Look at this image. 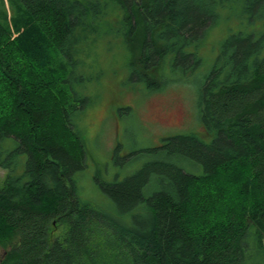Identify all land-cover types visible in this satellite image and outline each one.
I'll return each instance as SVG.
<instances>
[{
	"label": "trees",
	"instance_id": "trees-1",
	"mask_svg": "<svg viewBox=\"0 0 264 264\" xmlns=\"http://www.w3.org/2000/svg\"><path fill=\"white\" fill-rule=\"evenodd\" d=\"M248 2L249 22L263 19L264 0ZM171 4L123 2L129 64L148 85L170 58L193 64L183 48L210 25ZM94 6L0 0V264H264V31L231 36L207 78L212 142L167 139L157 161L102 185L109 213L81 201L75 178L86 151L71 115L87 99L71 79Z\"/></svg>",
	"mask_w": 264,
	"mask_h": 264
},
{
	"label": "rangeland",
	"instance_id": "rangeland-1",
	"mask_svg": "<svg viewBox=\"0 0 264 264\" xmlns=\"http://www.w3.org/2000/svg\"><path fill=\"white\" fill-rule=\"evenodd\" d=\"M128 1L92 0L95 6L84 21L86 30L79 33L71 79L72 91L87 99L71 115L86 151V165L75 173L78 195L82 202L109 213L115 208L102 185L121 182L157 161L155 149L167 139L196 134L207 144L212 142L200 107L207 78L231 36L264 31V18L249 22L245 8L252 6L250 0H173L174 8L184 6L190 14L195 9L209 12L210 25L183 48L195 55L193 64L185 67L170 58L161 69L150 71L148 85L129 64L128 14L123 6ZM5 177L6 171L0 169V184ZM155 177L145 189L147 196L158 190Z\"/></svg>",
	"mask_w": 264,
	"mask_h": 264
}]
</instances>
